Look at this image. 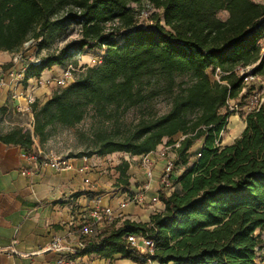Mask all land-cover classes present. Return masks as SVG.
Listing matches in <instances>:
<instances>
[{
    "label": "trees",
    "instance_id": "16d2710c",
    "mask_svg": "<svg viewBox=\"0 0 264 264\" xmlns=\"http://www.w3.org/2000/svg\"><path fill=\"white\" fill-rule=\"evenodd\" d=\"M146 1L154 12L138 23L130 4ZM226 12L225 19L219 17ZM76 39L54 52L35 55L24 79L37 78L53 65L66 66L84 49L102 51L101 62L83 66L74 80L58 87L44 102L31 105L33 132L13 129L0 141L35 151L34 137L46 139L55 124L73 127L92 111L104 123H116L131 108L165 96L163 114L143 116L125 131L97 129L92 152L98 156L125 153L144 156L180 135L174 166L182 168L172 190L162 187V212L149 222L109 223L76 255L120 254L145 264L127 242L141 234L154 243L149 258L158 264H259L264 262V106L239 114L240 135L221 146L228 119L235 115L243 77L239 67L264 81V4L253 0H0V52L14 53L32 40L45 51L67 29ZM74 27V28H73ZM76 28V29H75ZM75 64V62H73ZM10 64L2 65L6 70ZM219 68L222 83L211 81L209 69ZM201 140L200 156L190 149ZM129 164L116 166L117 184L129 186ZM74 255V256H76Z\"/></svg>",
    "mask_w": 264,
    "mask_h": 264
},
{
    "label": "crops",
    "instance_id": "0c3cea01",
    "mask_svg": "<svg viewBox=\"0 0 264 264\" xmlns=\"http://www.w3.org/2000/svg\"><path fill=\"white\" fill-rule=\"evenodd\" d=\"M95 53L94 49H84L81 57L73 61L81 67L89 66L88 61ZM9 61L6 64H10ZM2 65L5 64L0 63V69ZM64 67L53 65L43 70L37 78L24 79L11 88L0 87V136L9 134L15 128L23 131L25 126L32 128V113L18 111L16 106L24 107V96L28 94L34 96L36 101L44 102L58 87L53 83L38 86V80L54 79L61 75ZM16 93L22 95L15 97ZM244 124L238 114L231 115L227 123L230 135L222 136L220 145L230 144L240 135ZM180 138L177 135L173 140ZM167 141L164 139L156 150L167 145ZM201 146L202 141L199 140L191 147L190 160L195 159ZM170 152L167 151V154L175 157L174 150ZM22 153L18 145L0 141V246L11 248L7 253H0V264H58L60 258L67 260L68 264H140L120 254L104 257L93 252L62 256L47 250V247L56 236L74 245L79 239L78 228L89 221L93 207L112 211L115 227H119L124 220L149 222L152 215L164 209L157 199L162 188L159 175L164 160L148 154L153 160L154 170L153 179L148 180L141 166L142 156L124 157L129 164V186L126 188L116 183V166L120 162L112 160L109 163L112 156H89L86 162L82 157L71 158L70 168L55 171L26 160ZM134 161L139 163L135 164ZM84 166L85 170L81 171ZM85 179L88 181L85 182ZM140 190L144 191V203L138 205L130 202L131 196ZM98 230L91 236H95ZM261 253H264V248ZM145 264L158 263L150 261Z\"/></svg>",
    "mask_w": 264,
    "mask_h": 264
},
{
    "label": "built area",
    "instance_id": "2783aa9c",
    "mask_svg": "<svg viewBox=\"0 0 264 264\" xmlns=\"http://www.w3.org/2000/svg\"><path fill=\"white\" fill-rule=\"evenodd\" d=\"M264 4V0H259ZM151 7V6H150ZM139 23V21H138ZM148 20L146 21L147 24ZM34 50L32 40L27 41L23 44V47L11 54L10 66L6 70L0 69V87L11 88L16 84L21 83L24 80V74L26 66L29 62L39 63V59L33 55L29 57L26 56V52ZM262 52H264V42H262ZM78 55L80 53H77ZM76 54V55H77ZM78 57H81L78 56ZM102 51H96L88 61L89 66L97 65L101 62ZM81 66H74L72 63H67L61 72V75L49 80H38V86L48 85L53 83L56 87H65L74 80L75 73L81 70ZM252 66L239 67L238 74L243 77L242 88L239 96L236 100H229L227 105L230 112L238 114L239 111H244L245 114L253 111H257L260 107L264 106V81L258 76L251 72ZM213 75V81L222 83L220 81L223 73L219 68L209 69ZM22 94H17L16 96H21ZM26 99L25 106H16V109L21 112H31V105L35 101L34 96L28 94L24 96ZM33 125V124H32ZM182 139L174 140L171 145H164L160 150H155L151 152L154 157L164 160L162 170L159 175V182L162 187L168 189L172 188L173 181L176 179L182 168L174 166V157L167 154V151L173 150L178 147L179 141ZM149 155H144L141 157V166L144 169L145 177L148 180H152L154 177L153 170V160L148 157ZM200 156L196 153V157ZM22 157L28 161L36 162L42 166H48L55 171H61L71 167V158L58 157L54 155H45L41 151H34L30 154L25 152L22 153ZM83 161L86 162L87 156H82ZM84 166L81 171L85 170ZM88 180L85 179V182ZM130 202L138 205L144 203V191L140 190L136 194H133L130 198ZM113 213L107 208L93 207L90 210V219L88 222L83 223L78 228L79 239L74 245H69L62 237H54L53 240L47 247V250H52L62 254V256H74L79 250H82L86 245V240L80 239V237H89L92 233L106 224L112 223ZM127 242L130 244L131 248L135 250L138 255H143L150 262L149 258L154 253V243L153 241L144 235L134 234L126 237ZM10 247L0 246V253H7L10 251ZM58 264H68L69 262L64 258H60L57 261Z\"/></svg>",
    "mask_w": 264,
    "mask_h": 264
},
{
    "label": "rangeland",
    "instance_id": "374dc122",
    "mask_svg": "<svg viewBox=\"0 0 264 264\" xmlns=\"http://www.w3.org/2000/svg\"><path fill=\"white\" fill-rule=\"evenodd\" d=\"M264 2V1H262ZM132 8L135 9L136 17L139 23L143 24L146 23L148 18L150 17L151 13L154 12V9L151 8L146 1H143L141 5H137L135 3L130 4ZM227 16L226 12H220L219 17L221 19H225ZM67 29L66 33L60 37L53 40L52 43L49 44L48 49L45 51H28L26 52V56L29 57L30 55L37 56L43 55L50 52H54L57 49L61 48L67 42L75 40L77 37L75 35L74 29ZM74 28V27H73ZM76 29V28H75ZM264 42V41H263ZM78 55L73 56V58L68 62L72 63L74 66L79 67V65H75L73 60H78ZM11 55L6 53L5 51L0 52V63L6 64L8 60H10ZM76 58V59H75ZM210 80L213 81L212 72L208 71ZM169 108V101L168 98L165 96L156 97L153 100H150L146 105L142 107H135L131 108L127 111L122 117H120L116 123H104L101 124L97 118L93 116L92 111L88 112L85 118L73 127H66L60 124H55L47 128L46 139L44 142L40 143L36 137H34L35 142V151H41L45 155H54L58 157H65V158H79L82 156H98V155H91L92 152V140L94 138V134L97 129H105V130H119L120 132L125 131L129 128L132 124L137 122L138 119L142 118L143 116H147L148 114L151 115L152 113L156 114H163ZM244 111H239L238 115L243 113ZM24 131H28L30 133L33 132V128L25 126ZM230 129L226 127V132L222 133V136H229ZM235 139V138H234ZM171 150H169V153ZM169 155V154H168ZM112 156L113 159H109V163L112 160L121 161L124 157L130 156L125 153L117 152L109 154ZM171 156V155H170ZM192 161V160H190ZM135 164H138V161H134ZM171 189V188H170ZM169 189V191H170ZM261 235L264 238V232L261 231ZM264 254V253H261ZM259 264H264L262 261H258Z\"/></svg>",
    "mask_w": 264,
    "mask_h": 264
}]
</instances>
